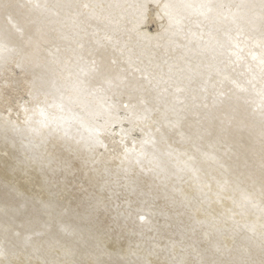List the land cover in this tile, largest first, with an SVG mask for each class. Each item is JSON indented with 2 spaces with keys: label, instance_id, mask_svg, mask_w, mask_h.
Instances as JSON below:
<instances>
[{
  "label": "bare ground",
  "instance_id": "6f19581e",
  "mask_svg": "<svg viewBox=\"0 0 264 264\" xmlns=\"http://www.w3.org/2000/svg\"><path fill=\"white\" fill-rule=\"evenodd\" d=\"M84 1L0 0V264H264V0Z\"/></svg>",
  "mask_w": 264,
  "mask_h": 264
},
{
  "label": "rangeland",
  "instance_id": "374dc122",
  "mask_svg": "<svg viewBox=\"0 0 264 264\" xmlns=\"http://www.w3.org/2000/svg\"><path fill=\"white\" fill-rule=\"evenodd\" d=\"M74 3H75V5H84L85 4V1L84 0H74ZM139 16H140V14H139ZM94 25L93 26H91V25H87L88 27H91L92 28V30L93 31H95L96 29H97V26H98V23L100 24V26H101V28L102 29H106L108 26L107 25H103V23H104V20L101 18V17H98V18H95V20H94ZM203 32H205V33H208V32H206V31H203ZM222 33L224 34V32L222 31ZM225 35V34H224ZM102 38L104 39V40H108L109 38H108V35H107V31H104V34L102 35ZM180 38L182 39V36H180ZM79 48H81V49H83V47L82 46H80ZM114 53H116V54H119V51L117 50V49H114V51H113ZM94 57H92L91 59H92V62H93V66H100V65H102L103 67H106V64H107V59H106V57L105 58H102V57H100L98 54H97V52L96 51H94V55H93ZM65 57H67V55H65ZM113 58V59H112ZM110 59H112L111 61L113 62V63H115V61H114V59L116 60V62L118 61V60H120V58H115V57H113V56H111V58ZM211 83H212V81H211ZM180 86V85H179ZM179 86H175V90H172V92L174 93V95L175 96H177V97H179L180 99H184V98H182V96H180L181 95V92L182 93H184L185 95V97L187 98L188 96L190 97V90H189V88L186 86V88H184L183 86H181V87H179ZM207 87H209V88H213V91L211 92V93H209V95H210V98H212V97H214L215 96V93H217V92H215L214 90L215 89H218V88H221L220 87V85L218 84V85H215V84H211V85H206ZM254 87H255V85H253ZM227 87V86H226ZM224 88L225 90L227 89V88ZM182 89V91H181V89ZM183 89H185V91L186 92H184V90ZM201 89H202V87H199V85L198 86H195L194 87V90H196V93H195V95L193 96V97H199L200 95H202L200 98H202L204 95H206L207 96V93L205 94V90H204V92H203V90L201 91ZM223 89V90H224ZM194 100V99H193ZM123 106H124V108H127V102H126V104H124L123 103ZM262 151V150H261ZM246 154H250V151L247 149V153ZM262 154H264V152L262 153ZM232 162H238V160H234V161H232Z\"/></svg>",
  "mask_w": 264,
  "mask_h": 264
},
{
  "label": "snow or ice",
  "instance_id": "6c2138e0",
  "mask_svg": "<svg viewBox=\"0 0 264 264\" xmlns=\"http://www.w3.org/2000/svg\"><path fill=\"white\" fill-rule=\"evenodd\" d=\"M201 7H205L204 5H201Z\"/></svg>",
  "mask_w": 264,
  "mask_h": 264
}]
</instances>
